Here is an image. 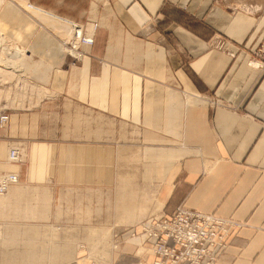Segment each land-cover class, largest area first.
Wrapping results in <instances>:
<instances>
[{
  "label": "crops",
  "instance_id": "1",
  "mask_svg": "<svg viewBox=\"0 0 264 264\" xmlns=\"http://www.w3.org/2000/svg\"><path fill=\"white\" fill-rule=\"evenodd\" d=\"M0 33L26 66L0 69V260L150 264L142 227L184 208L241 225L216 264H264V0H3Z\"/></svg>",
  "mask_w": 264,
  "mask_h": 264
},
{
  "label": "built area",
  "instance_id": "2",
  "mask_svg": "<svg viewBox=\"0 0 264 264\" xmlns=\"http://www.w3.org/2000/svg\"><path fill=\"white\" fill-rule=\"evenodd\" d=\"M68 40L63 52L74 66L88 55L94 42L97 24H67ZM212 45L225 50V42L214 38ZM252 56L251 63L264 69V36ZM8 122V116L0 114V129ZM8 162L16 163L21 159L16 148L8 151ZM19 182L16 173L0 174V197L5 196ZM241 228L235 221L206 215L184 208L177 209L170 218L158 217L148 226L142 227V234L154 239L151 252L155 260L150 264H216L219 256L227 248L232 232ZM215 251H218L217 253Z\"/></svg>",
  "mask_w": 264,
  "mask_h": 264
},
{
  "label": "rangeland",
  "instance_id": "3",
  "mask_svg": "<svg viewBox=\"0 0 264 264\" xmlns=\"http://www.w3.org/2000/svg\"><path fill=\"white\" fill-rule=\"evenodd\" d=\"M3 2V0H0V4ZM0 40L2 41H7V38L2 34V33H0ZM7 50H13L14 51V49H9V47L8 48H6L5 46H3V47H1L0 48V58H3L2 60H4V57H8V55L6 56V53H7ZM6 51V52H5ZM3 53V54H2ZM24 55V54H23ZM17 64H19V66H21V70H20V73L21 74H23V75H25L26 74V66H25V64H23V63H21V62H17ZM19 66H16V68H18ZM0 69H3L2 68V66H0ZM15 69V68H14ZM19 69V68H18ZM12 149V148H11ZM17 149V148H16ZM10 191V190H9ZM8 195V193L5 195V196H7ZM5 196H3V197H5ZM53 233V235L54 236H57V235H59V232L58 231H53L52 232ZM37 249H40L39 248V246H37ZM49 252V255H48V258H49V261H50V263H51V261H53L54 262V259H64L65 261H68V260H70L71 258H72V251H70V249H66L64 252H58V253H60L59 255H57V256H55V254L57 253V252H51V251H48ZM1 258V257H0ZM23 260L24 259V256H19V257H17V258H15V257H12V256H10V257H3L1 260H0V264H19L20 262H19V260ZM141 263V262H140ZM139 263V264H140ZM137 264V263H136Z\"/></svg>",
  "mask_w": 264,
  "mask_h": 264
},
{
  "label": "bare ground",
  "instance_id": "4",
  "mask_svg": "<svg viewBox=\"0 0 264 264\" xmlns=\"http://www.w3.org/2000/svg\"><path fill=\"white\" fill-rule=\"evenodd\" d=\"M1 2H2V1H1ZM19 5H23L24 7H28V6L26 5V3H21V4H19ZM67 40H68V39H67ZM15 50H16V49H15ZM15 50H14V51H15ZM5 52H6V51H5ZM12 52H13V51H12ZM15 52H16V51H15ZM15 52H14V53H15ZM17 53H19V54H23V52H22V53H21V52H17ZM2 54H3V53H2ZM10 54H12V53H10V51L7 50L6 56H7V55H10ZM17 55H18V54H17ZM12 56H13V54H12ZM18 57H20V56H17V58H18ZM21 57H22V56H21ZM17 58H16V59H17ZM6 60H7V59H6ZM4 61H5V60H4ZM18 61H19V60H18ZM6 62H8V61H6ZM9 63H10V61H9ZM9 63H5V62H4V63H0V66H2V68H6V69H9V68L11 69V68H14V67L18 66V65H17V62H16L15 65H13L12 62H11V64H9ZM14 71H15V70H14Z\"/></svg>",
  "mask_w": 264,
  "mask_h": 264
}]
</instances>
